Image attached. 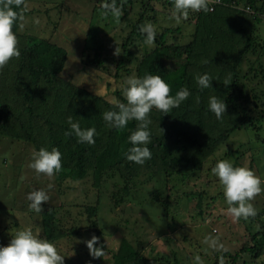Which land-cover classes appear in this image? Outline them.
Wrapping results in <instances>:
<instances>
[{"label":"trees","instance_id":"obj_1","mask_svg":"<svg viewBox=\"0 0 264 264\" xmlns=\"http://www.w3.org/2000/svg\"><path fill=\"white\" fill-rule=\"evenodd\" d=\"M27 1L20 0L17 4L16 0H11L10 4L17 13L13 30L20 55L0 66V138L7 135L31 143L36 151L41 147L48 150L57 147L62 153V168L54 174L57 183L69 179L76 189L77 183L94 179V184L100 185L94 202L76 204L72 201L66 214H59L54 205L44 208L40 213L41 235L57 248L61 242L68 241L76 249V256L66 259L67 264L76 261L79 264H185L178 256L145 253L141 243L126 238H121L116 246L104 245L99 204L103 187L104 195L109 196L111 213H116V208L120 205L125 208L139 188L145 185L148 188L150 181H156L166 190L154 191L152 197L168 209L169 192L178 188L174 181L194 177L197 170L231 141L236 131L252 129L253 138H261L264 87L252 85L251 80L259 74L264 78V63H260L259 68L253 63L264 57V0H208L207 11L189 10L188 16L181 18L183 24L191 26L187 31L189 40L171 41L169 34L178 28L164 27L155 37V47L135 57L136 76L145 73L162 76L170 84L171 95L182 87L191 92L187 100L168 114L156 108L150 112L148 146L152 158L143 165L125 157L130 147L127 137L135 130L137 122L132 120L125 128L115 129L103 119V113L115 108L117 101H127L121 97L120 89L104 80L101 69L107 67L100 50L84 61L98 68L96 75L100 81L93 82L100 86L104 81V93H99L91 84L63 77L68 52L59 40L50 36L51 32L43 34L36 28L34 33L28 30L20 33L22 16L34 11L26 6ZM167 1L173 4V0H97V8L106 14L130 13L134 4H141V18L134 22L133 30L121 45L123 50L116 60V75L131 60V46L135 38L142 35L138 24L146 19L145 12H156V4ZM7 3L8 0H0V6ZM121 19L125 21L127 17ZM204 73L209 74L212 82L211 87L201 90L196 77ZM213 95L225 99L227 104L226 113L220 119L208 108L209 97ZM70 116L82 128H96L94 144L79 143L74 134H65L70 128ZM252 150L257 148L253 146ZM224 152L231 156L234 151L228 148ZM206 189L185 190L187 195L198 194L201 213L205 207L203 202L216 198ZM73 205L78 209L69 215ZM59 206L63 210V206ZM263 215L264 208L253 218L262 223ZM261 226L250 235L251 245L241 247L234 254L218 253L213 264H236L248 253L259 257L264 250V222ZM93 235L98 237L96 246L104 250L101 257L90 255L85 243ZM243 261L246 263L245 258Z\"/></svg>","mask_w":264,"mask_h":264},{"label":"rangeland","instance_id":"obj_2","mask_svg":"<svg viewBox=\"0 0 264 264\" xmlns=\"http://www.w3.org/2000/svg\"><path fill=\"white\" fill-rule=\"evenodd\" d=\"M26 6L34 11L22 16L20 33L23 30L34 33L36 28L43 34L51 32L50 36L59 40L68 52V60L62 71L63 77L91 84L99 93L105 92L104 81L100 86L93 82L99 83L100 79L96 75L99 71L98 68L85 64L84 59L86 60L88 55L91 57L100 50L99 53H102L107 67L101 69L104 80L106 79L108 84L112 82L122 91L121 84L124 78L136 75L135 57L156 45L155 42L152 45L145 44L144 35L141 33L142 35L137 36L131 46L133 51L131 60L124 66L125 69L116 75V60L123 50L121 45L133 30L134 22L141 18V4H134L130 13L123 11L120 14H106L97 8V0H28ZM155 7L156 12L152 10L145 12L146 19L138 24V29L142 24L151 22L157 33L164 27L178 28L179 30L169 34L171 41L189 40L187 31L189 32L191 26L185 23L184 25L183 19L176 21L173 18L171 2H158ZM121 17L127 19L122 21ZM253 63L254 67H261L260 63H264V57L258 63L256 61ZM127 70L130 72L127 73ZM251 82L258 88L264 87V78L261 74L253 77ZM107 89L111 92L109 88ZM121 97H124L123 93ZM251 130L236 131L231 141L197 170L194 177L188 176L184 181H174L178 183L176 185L178 188L169 192L171 199L168 209L152 197L154 191L166 190L156 181H150L148 188L147 185L139 188L132 199L127 201L125 208L122 205L116 208V213H111L109 196L104 195L103 187L99 203L100 221L104 231V237L101 239L103 244L109 247L116 246L121 238H126L141 243L145 253L161 252L171 257L178 256L185 264H213L218 253L229 251L234 254L240 251L241 247L251 245L253 241L250 235L262 227L264 215L261 217L262 223L253 217L233 219L227 212L228 205L223 187L211 172L216 161L227 159L236 166L252 169L264 186V128L261 130L259 140L256 136L253 138ZM253 146L257 148L256 151L252 150ZM228 148L234 151L231 156L225 155L224 149ZM33 152L36 150L31 143L12 139L7 135L0 138V245H7L18 228L31 227L42 236L40 213L30 209L29 201L26 199L27 192L33 189L44 188L50 200L42 202V208L54 205L58 207L59 214H66L70 207L68 204L72 201L78 204L77 202H94L98 198L97 188L100 185H95L93 178V181L77 183V188L74 189L75 184L69 179L57 183L54 175L49 177L45 174H36L35 170L29 167ZM203 180L207 181L202 182ZM203 187L216 198L212 202L211 199L204 201L205 207H202L201 213L198 194L187 195L185 190L200 192ZM251 202L257 212L261 211L264 208V192L257 194ZM59 205L63 206V210ZM207 205L209 207H206ZM75 209L78 207L75 208L73 205L69 215L74 213ZM213 239L216 240L215 244L212 243ZM72 247L68 241H63L57 248L58 252L65 256L64 264H67L66 259L77 254L76 249ZM243 255L236 264H264V250L257 258L249 253ZM197 256L200 258L199 261L196 260ZM81 257L84 261V256ZM244 258L246 263L243 261ZM74 264L79 263L76 261Z\"/></svg>","mask_w":264,"mask_h":264},{"label":"clouds","instance_id":"obj_3","mask_svg":"<svg viewBox=\"0 0 264 264\" xmlns=\"http://www.w3.org/2000/svg\"><path fill=\"white\" fill-rule=\"evenodd\" d=\"M20 0H16L19 4ZM11 0L0 6V66L7 63L10 58L20 55L17 47V35L14 25L17 13L10 7ZM189 10H208V0H173V18L179 21L187 17ZM144 35V43L152 45L155 42L157 30L151 22L140 26ZM196 82L201 90L211 87L209 74L197 75ZM122 93L127 103L117 101L115 108L103 113L107 125L115 129H123L129 121L135 120L137 126L132 130L127 139L130 147L125 153L127 160L143 165L152 158L149 148L151 142L152 123L150 112L153 108L163 114H168L172 108L179 107L191 95L187 87H182L175 95L170 94V84L160 75L145 73L143 76H126L121 84ZM208 108L220 119L225 113L227 104L225 99L218 96L209 97ZM69 130L66 135H75L79 143H95L97 130L95 127L82 128L78 121L68 118ZM29 167L36 174H45L49 177L58 173L62 168V153L57 147L48 150L41 147L33 152ZM212 174L219 179L223 187V194L228 205L227 212L233 219L254 217L257 209L252 200L261 192L264 186L259 176L245 166H236L227 159L216 161L211 168ZM51 187V185H49ZM29 208L36 213H41L42 202H48L50 196L44 188L33 189L26 194ZM98 237L93 235L85 243L93 257L104 254L102 247L96 246ZM215 244L216 240L213 239ZM222 247V245H221ZM65 256L61 255L56 245L49 239L34 232L31 227L18 228L7 245H0V264H64ZM196 260L200 258L197 256Z\"/></svg>","mask_w":264,"mask_h":264}]
</instances>
